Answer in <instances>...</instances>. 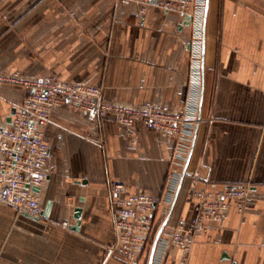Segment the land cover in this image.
I'll return each instance as SVG.
<instances>
[{"label":"crops","instance_id":"0c3cea01","mask_svg":"<svg viewBox=\"0 0 264 264\" xmlns=\"http://www.w3.org/2000/svg\"><path fill=\"white\" fill-rule=\"evenodd\" d=\"M203 23L204 13L185 25L177 14L154 6L141 13L125 0H0V74L28 81L56 75L100 87L108 104L190 117L181 154L178 141L139 121L130 135L114 115L90 119L55 107L38 193L49 214L16 216L0 202V264H127L105 260L115 241L111 182L152 194L161 225L191 147L187 171L199 180L184 178L152 264H264V0H209L204 58ZM29 93L0 84V129ZM240 186L247 195L227 200L187 256L170 245V231L197 214L194 192ZM147 248L139 264H148Z\"/></svg>","mask_w":264,"mask_h":264},{"label":"built area","instance_id":"2783aa9c","mask_svg":"<svg viewBox=\"0 0 264 264\" xmlns=\"http://www.w3.org/2000/svg\"><path fill=\"white\" fill-rule=\"evenodd\" d=\"M138 6L141 13L149 7H157L164 13L177 14L184 21L190 16V25L205 12V0H125ZM0 84L21 85L30 88L26 101L14 107L10 126L0 129V202L11 207L19 215L28 214L42 219L38 193L46 181L45 166L49 147L45 141V129L52 110L65 105L97 119L114 115L118 122L133 135L132 126L139 121L145 128L158 132L168 139L178 141L177 152H186L190 117L185 113H168L154 108H134L108 104L102 99V89L97 86L74 84L50 75L45 80L28 81L0 74ZM188 145V144H187ZM192 183L199 180L197 172L189 173ZM247 187H231L217 195L197 191V214L189 224L178 223L169 233L168 242L187 256L194 236L206 232L211 223L221 218L227 200L242 199ZM110 198L114 220L115 241L106 251L105 260L120 258L127 264H139L144 252L150 250L153 232L154 204L150 193H130L120 182H111ZM65 225V224H64Z\"/></svg>","mask_w":264,"mask_h":264},{"label":"water","instance_id":"95a60500","mask_svg":"<svg viewBox=\"0 0 264 264\" xmlns=\"http://www.w3.org/2000/svg\"><path fill=\"white\" fill-rule=\"evenodd\" d=\"M208 4H209V0H206V5H205V12H204V23H203V58H204V45H205V26H206V19H207V15H208ZM190 16H187L186 17V20L184 21V24L185 25H190ZM203 63V62H202ZM202 67H203V64H202ZM202 93V92H201ZM201 99H202V96H201ZM14 114V110H12L11 112V116ZM200 119V116H198L197 120ZM8 123L11 122V117H9V119L7 120ZM193 146V145H192ZM192 150H193V147H191V150L188 154V157H187V160L185 162V165H184V168H183V171L181 173V177H180V180H179V183H178V186H177V190H176V193H175V196L173 198V201L170 205V208H169V211H168V214L166 216V218L164 219L163 223L159 226V228L157 229V232L155 233V236H154V239H153V242H152V245H151V248H150V251H149V257H148V264H152V259H153V256H154V252H155V248H156V245L158 243V240L163 232V230L165 229L166 227V224L168 223L169 221V218L171 216V213L173 211V208L175 206V203H176V200H177V197H178V194L180 192V189H181V186H182V183L184 181V178L186 177V175H189L187 169H188V165H189V162H190V158H191V155H192ZM36 193H39L40 191V188H34L33 189ZM154 208H156V204H154ZM49 214V205L45 208V210L43 211V216H48ZM26 217L30 218V219H33V220H37L35 218H32L30 215L28 214H24ZM74 217L75 219L77 220V223H76V226H75V229L78 228L79 224H80V217H81V210L79 208H77L75 210V214H74ZM74 228V227H73Z\"/></svg>","mask_w":264,"mask_h":264},{"label":"trees","instance_id":"16d2710c","mask_svg":"<svg viewBox=\"0 0 264 264\" xmlns=\"http://www.w3.org/2000/svg\"><path fill=\"white\" fill-rule=\"evenodd\" d=\"M155 223V215H153V232H152V236H151V238H150V245L152 244V241H153V239H154V236H155V233L157 232V229L159 228V225H160V223L159 224H154ZM145 264H147V258H146V262H145Z\"/></svg>","mask_w":264,"mask_h":264},{"label":"rangeland","instance_id":"374dc122","mask_svg":"<svg viewBox=\"0 0 264 264\" xmlns=\"http://www.w3.org/2000/svg\"><path fill=\"white\" fill-rule=\"evenodd\" d=\"M17 216V214H15ZM0 222H3L2 216L0 215ZM2 236L1 227H0V237Z\"/></svg>","mask_w":264,"mask_h":264}]
</instances>
